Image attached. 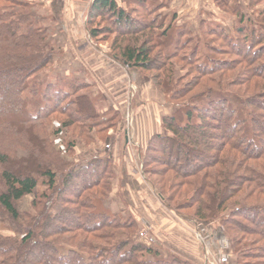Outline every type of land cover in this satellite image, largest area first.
<instances>
[{
    "label": "trees",
    "instance_id": "1",
    "mask_svg": "<svg viewBox=\"0 0 264 264\" xmlns=\"http://www.w3.org/2000/svg\"><path fill=\"white\" fill-rule=\"evenodd\" d=\"M121 2L127 8L93 1L90 41L113 36L110 58L174 107L141 154L143 176L175 214L217 223L234 264H264V0H249V18L232 0H214L236 15L234 32L201 21L198 36L155 0ZM33 20L30 5L0 0V223L13 230L0 233V264H195L161 260L132 240L134 221L103 208L107 155L73 164L55 149L62 131L79 144L106 142L119 119L99 112L84 81H37L53 50ZM59 143L72 153V142ZM29 195L30 210L19 212Z\"/></svg>",
    "mask_w": 264,
    "mask_h": 264
},
{
    "label": "rangeland",
    "instance_id": "2",
    "mask_svg": "<svg viewBox=\"0 0 264 264\" xmlns=\"http://www.w3.org/2000/svg\"><path fill=\"white\" fill-rule=\"evenodd\" d=\"M14 1L30 5V12L34 14V24L44 31L50 48L53 50L52 66L39 76L37 81L43 85L47 83L60 85L62 88L70 87L74 80L84 81L90 86L87 94L94 97L99 112L102 115L107 114V117L117 116L119 119L116 129H113L111 136H109L112 137L111 144L108 143L107 146L100 140L96 145L97 140L95 139L92 144H79L70 138L68 132L62 131L58 136L59 140L61 139L67 144L72 142L73 150L70 155L61 151L60 145L62 144L56 138L54 147L61 158L71 161L73 164H81L91 157L102 158L105 155L107 157L110 155L109 170L111 173L108 179L110 193L103 202V208L112 215H117L118 221L122 219L121 221L131 220L135 222L136 231L132 237L133 241H138L136 234L143 227H148L154 235L155 228L152 221L159 227V222L167 220L174 224L172 231L180 234L189 233L187 225L190 226V222L195 219L177 215L168 209L143 176L142 165H138L137 160V154L140 155L144 152L142 147L140 152L136 151L133 156L127 158L126 164H124L125 162L118 164L111 156V153L117 155L115 153H118V149L122 147L124 132L126 135L134 136L137 140H140L142 133L144 136L150 133L159 134L162 118L168 117L174 107L165 100L160 92L152 87L146 77L110 58V43L113 36L105 37L108 41L100 44H94L90 41L87 18L94 0ZM115 1L118 6L125 7L121 0ZM155 1L164 6L163 15L170 17L174 14L177 19V26L185 25L188 30L196 34L195 36L199 34L198 22L201 21L207 25L219 26L229 35L234 32L236 23L231 27L230 22L223 24L219 18L223 15L228 17L231 14L224 13L214 0H183L180 6H178L177 0ZM173 1L176 3L172 10L175 9L176 13L168 10L169 4ZM232 2L239 7L244 17L249 18L248 12L246 13V10H249L248 0L247 3L245 0H232ZM261 6L264 8L263 5ZM15 9L16 7L12 8V10ZM203 9L205 11L209 9L207 11L210 12V14L203 12L202 17L205 19L199 17L200 13H198ZM259 9L261 10V8ZM234 16L236 15L234 14ZM180 73L184 72L180 71ZM232 104L234 105V103ZM53 129H56L54 125ZM116 133L118 135L115 136ZM42 190L43 188L39 187L38 191L41 192ZM32 200V195L24 197L17 204L18 211L21 213L28 212ZM216 225L217 223L210 225L212 229L207 228V232L212 237L210 252L219 251V247H223L224 252L231 253L228 237H221L219 232L222 229ZM12 232V227L9 224L0 223V233L10 235ZM180 242L189 244L194 249L199 247L202 253V246L197 243L192 234L185 241ZM166 245L175 251L176 246ZM162 246L165 245H157L153 248L159 253L161 260L176 258L186 261V258L179 257L176 253L171 252L172 250L167 251L169 250L167 247H165L167 250L164 252ZM228 260L229 264H234L232 254Z\"/></svg>",
    "mask_w": 264,
    "mask_h": 264
},
{
    "label": "crops",
    "instance_id": "3",
    "mask_svg": "<svg viewBox=\"0 0 264 264\" xmlns=\"http://www.w3.org/2000/svg\"><path fill=\"white\" fill-rule=\"evenodd\" d=\"M174 1L169 4L168 10L174 11L176 13L177 11L175 9L172 10L173 9V5L176 3ZM177 1H178V6H180V4L182 3L183 0H177ZM191 2H193V1H191ZM245 2L247 3V0H245ZM178 6H177V8H178ZM189 8H192V7H189ZM259 8H261V10H263V7L261 5L257 6L256 10L257 11H261ZM187 10H189V9H187ZM207 10H209V9H206V11H205V9H203L202 11L200 10L198 12V13H200L199 17L203 18L202 17L203 12H207V13L210 14V12L207 11ZM247 12H248L249 17H250L251 11L250 10H246V13ZM219 18L222 20L221 22L223 24H225V22H227V23L230 22V26L231 27L234 25V23L237 22L236 16H234V14H231L228 17H227V15L226 16L223 15V17L220 16ZM203 19H205V18H203ZM180 23L182 24L181 20H180ZM160 129L161 128L159 127V131H160ZM112 131L113 130H109L108 133H107L108 140L106 142H103L105 144V146H107L108 143L111 144L110 140H111L112 137H109V136H111ZM154 134H156V133H154ZM154 134L150 133V134H147L146 136H144V133H142V136L140 137V140H137L134 136L131 137L130 135H126V133L124 132L123 133V144H122V147H120L118 149L119 150L118 153H120V156H118V153H115L117 155H113L111 153V156H112L113 160L115 162H117L118 164L119 163L123 164L124 162H125L124 164H126L127 158H129L130 156H133V154L136 151L140 152V150H141L140 148L141 147H142L143 150L145 149V146H146L149 138L152 135H154ZM116 135H118V133H116L115 136ZM132 140H133V142H132ZM138 141H140V142H138ZM98 143L99 142L97 141L96 145ZM115 145H117V144H115ZM140 157H141V154L140 155L137 154V160L139 162L138 165H141ZM108 158L111 159L110 155L108 156ZM149 220H150V218H149ZM150 221H152V220H150ZM152 222H153V225H154V228H155V231H153V233L160 240V244L159 245H162V244L165 245V246H162L163 247L162 250H164V252L167 249H169L167 251H171L172 250L171 252L176 253V255H178L179 257L186 258V261H189L191 263L202 264L204 262V260H203V258H204L203 257V252L201 253L199 247H198V249H196V248L194 249L193 246H190L189 244H184V243L180 242L182 240L185 241V239H187V237H189V235H190L189 233L182 231L183 233L180 234V233H176V232L172 231V228H173L174 224L170 223L167 220H164V221L158 223L160 225L159 226L160 228L158 226H156L154 221H152ZM208 228L212 229V226H210ZM184 233H186V235H184ZM166 244H168L169 246H171V245L176 246L175 251L171 247H167ZM165 247H167V249H165Z\"/></svg>",
    "mask_w": 264,
    "mask_h": 264
},
{
    "label": "built area",
    "instance_id": "4",
    "mask_svg": "<svg viewBox=\"0 0 264 264\" xmlns=\"http://www.w3.org/2000/svg\"><path fill=\"white\" fill-rule=\"evenodd\" d=\"M187 228V230L190 234L193 235L197 243L202 246L204 257L203 264H229L228 258L231 256V253L224 252L223 247H219V251L212 253L210 252V240L212 239V237L211 234L207 232V226L197 222L196 220H192L190 222V226L187 225ZM219 233L221 234V237H224L221 230ZM136 237L140 243L148 247H155L160 244V240L158 239V237L153 235L148 227H143V229L139 230Z\"/></svg>",
    "mask_w": 264,
    "mask_h": 264
}]
</instances>
